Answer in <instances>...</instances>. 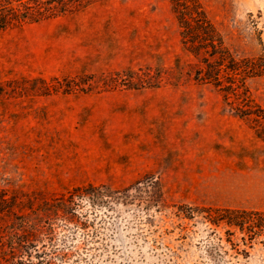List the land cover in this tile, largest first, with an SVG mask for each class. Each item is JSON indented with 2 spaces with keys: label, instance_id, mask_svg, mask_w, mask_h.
I'll return each instance as SVG.
<instances>
[{
  "label": "rangeland",
  "instance_id": "rangeland-1",
  "mask_svg": "<svg viewBox=\"0 0 264 264\" xmlns=\"http://www.w3.org/2000/svg\"><path fill=\"white\" fill-rule=\"evenodd\" d=\"M202 2L237 57L264 53V0ZM189 59L170 0H109L0 32V192L133 187L112 208L85 206L96 223L66 245L59 233L56 264H208V240L227 248V228L214 234L185 207L264 210V139L218 88L189 78ZM149 68L164 73L158 86L138 81ZM247 86L264 107V76ZM158 185L164 200L148 209ZM238 259L264 264V245Z\"/></svg>",
  "mask_w": 264,
  "mask_h": 264
},
{
  "label": "trees",
  "instance_id": "trees-1",
  "mask_svg": "<svg viewBox=\"0 0 264 264\" xmlns=\"http://www.w3.org/2000/svg\"><path fill=\"white\" fill-rule=\"evenodd\" d=\"M105 1L109 0H0V32L74 14ZM170 1L178 22L182 48L190 58L187 63L189 78L218 88L236 115L247 120L264 139V107L253 98L247 86L250 78L264 76V53L237 57L202 0ZM130 73L133 75H130L128 85L133 87H137L139 82L141 85L158 86L165 78L162 71L152 74L149 68L143 74L139 73V82H136L135 72ZM116 75L121 76L122 73L117 72ZM53 80L60 83L58 78ZM70 82L80 85L75 78ZM44 83L48 91L62 87ZM71 83L65 91L72 89ZM6 94L8 92L2 86L0 96ZM132 188L113 189L105 184H88L50 198L17 193L8 196L0 192V264H56L57 257L65 255L57 243L59 233L63 231L62 244L66 245L70 230L86 231L96 223V219L90 220L84 211L85 206L89 205V209L112 208L118 199H127ZM158 189L160 193L149 198L148 209L152 205L159 208L164 200L162 187L158 185ZM184 209L182 211L189 219H194L196 213L202 214L214 234L213 226L227 228V248L220 237L219 241L208 240V264H230L234 258H237V264H242L238 257L248 260L255 245H264L263 209ZM236 233L241 235L238 241L233 239Z\"/></svg>",
  "mask_w": 264,
  "mask_h": 264
}]
</instances>
